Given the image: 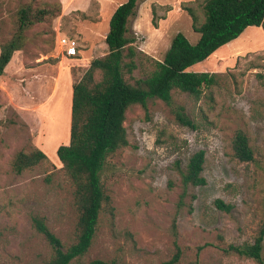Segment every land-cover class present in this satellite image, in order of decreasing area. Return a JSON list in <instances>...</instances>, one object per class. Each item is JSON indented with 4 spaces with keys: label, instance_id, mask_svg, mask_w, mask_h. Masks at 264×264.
<instances>
[{
    "label": "rangeland",
    "instance_id": "rangeland-1",
    "mask_svg": "<svg viewBox=\"0 0 264 264\" xmlns=\"http://www.w3.org/2000/svg\"><path fill=\"white\" fill-rule=\"evenodd\" d=\"M126 1L0 0V54L15 33L21 6L57 7L26 32L25 47L0 77V264L49 261L53 250L35 227L36 218L65 246L76 240L75 186L57 150L70 141L73 85L93 60L108 54L111 18ZM188 8L201 14L197 0L140 1L129 22L137 50V69L126 75L130 83L153 72L154 61L164 60L179 33L198 42ZM63 38L77 45L76 58L60 47ZM190 70L215 74L217 84L199 100L175 91L171 106L155 99L147 109H129V146L112 155L103 171L111 204L83 263L160 264L178 243L181 264H259L223 249L252 243L264 222V28L248 27ZM181 109L194 128L178 122ZM238 131L248 135L255 161L235 158L232 140ZM35 150L47 160L16 173V155ZM200 150L206 152L207 184L191 187L192 212L180 211L178 168ZM216 200L232 210L221 211Z\"/></svg>",
    "mask_w": 264,
    "mask_h": 264
},
{
    "label": "trees",
    "instance_id": "trees-1",
    "mask_svg": "<svg viewBox=\"0 0 264 264\" xmlns=\"http://www.w3.org/2000/svg\"><path fill=\"white\" fill-rule=\"evenodd\" d=\"M142 0H127L114 12L110 30L106 36L109 52L106 56L93 60L82 78L73 85L70 141L61 145L57 156L75 186V200L78 209L77 235L73 244L65 246L46 225L44 219L36 218L35 227L52 247V255L46 264H117L101 259L83 263L97 236L101 216L111 197L103 183L102 174L108 159L129 146L127 113L133 106L145 109L151 100H161L171 106L173 93L179 91L200 99L205 89L217 84L216 75L208 72H194L190 69L211 58L219 49L239 38L248 27L264 28V0H197L201 14L188 8L193 30L199 34L196 44L179 33L163 61H154V70L144 79L130 83L126 75L132 76L137 69L136 39L129 29L130 19L136 15ZM45 9H33L23 5L17 13L16 29L13 37L1 45L0 77L6 73L16 52L23 50L27 42L26 32L42 22L52 13ZM154 26H158L155 15ZM177 120L183 126L194 128L192 121L181 109ZM232 146L234 156L241 162L255 161L254 150L248 135L238 131ZM47 160L41 150L30 153L19 152L13 162L16 173ZM206 152H195L184 169L178 168L181 193L178 209L192 205L188 199L191 187L207 184L203 176ZM215 206L230 212L232 206L216 200ZM176 227V225H175ZM227 255L253 260L264 264V222L259 227L254 241L241 245L230 244L223 249ZM184 253L178 243L172 257L160 264H181Z\"/></svg>",
    "mask_w": 264,
    "mask_h": 264
},
{
    "label": "built area",
    "instance_id": "built-area-1",
    "mask_svg": "<svg viewBox=\"0 0 264 264\" xmlns=\"http://www.w3.org/2000/svg\"><path fill=\"white\" fill-rule=\"evenodd\" d=\"M60 47L66 52L67 56L70 58H76L79 54L78 47L74 42H70L68 39L63 38L59 41Z\"/></svg>",
    "mask_w": 264,
    "mask_h": 264
}]
</instances>
